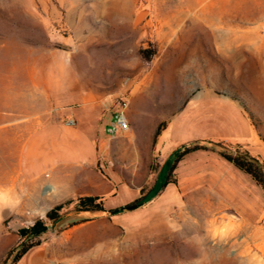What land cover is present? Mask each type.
<instances>
[{"label":"rangeland","instance_id":"rangeland-1","mask_svg":"<svg viewBox=\"0 0 264 264\" xmlns=\"http://www.w3.org/2000/svg\"><path fill=\"white\" fill-rule=\"evenodd\" d=\"M56 49L68 52L85 90L127 115L129 132L105 134L104 163L133 183L156 181L163 135L195 98L176 117V132L188 141L234 133V111L206 95L244 109L264 160V0H0V129L7 131L0 134V175L10 172L17 145L55 116L44 72ZM119 144L124 158L113 156ZM201 155L182 162L185 175L167 192L178 200L171 214L164 211L174 216L168 228L126 241L108 218L84 222L73 264H264V218L250 224L239 213L262 207V192L227 161ZM134 198L122 188L106 208ZM38 219L0 218V264H18L10 252L31 243L18 230ZM42 219L52 226L46 215Z\"/></svg>","mask_w":264,"mask_h":264},{"label":"crops","instance_id":"crops-1","mask_svg":"<svg viewBox=\"0 0 264 264\" xmlns=\"http://www.w3.org/2000/svg\"><path fill=\"white\" fill-rule=\"evenodd\" d=\"M48 62L44 72L45 89L52 101L55 116L17 145L11 159L10 172L0 175V195L4 198L0 206L6 212L12 208L5 221L23 220L26 217L42 219L58 205L73 207L80 198L92 197L98 198L112 214L98 216L88 222L108 218L122 232L126 241L142 240L160 233L163 226H170V216H174L170 215L172 212L169 209L178 200L168 198L167 192L177 181V175H185L180 174L181 164L194 153L199 156L203 153L215 154L247 176L248 173L226 160L221 153L239 156L247 161L253 160L261 167L264 175V160L258 154L263 147L244 109L227 97L206 95L234 111V116L229 119L234 133L188 141L181 132H176V117L199 97L195 98L178 111L163 135L165 153L162 156L165 157L155 174L156 181H152L154 177L151 176L146 183H133L123 175L119 167L106 168L104 163L108 153L105 134L109 132L117 115L113 102L98 98L81 86L67 51L56 49L49 55ZM4 132L7 131L0 129V134ZM121 133L118 131L117 134ZM194 145L206 148L182 156L186 149ZM0 147H3V141ZM236 150L240 151L239 154L234 153ZM115 155L118 158L125 157L121 144L113 146ZM4 156L7 160L6 154ZM249 177L262 192L264 199V184ZM122 188L128 189L135 197L134 200L126 206L107 209L106 203L116 197ZM151 191L155 192L154 198L145 204H135L138 198ZM165 209L170 212L169 215L164 213ZM239 213L250 224L258 223L264 218V202L262 207L252 206ZM83 224L68 226L52 235L31 248L18 264H73L78 258L75 254L80 252L83 245L80 234Z\"/></svg>","mask_w":264,"mask_h":264},{"label":"trees","instance_id":"trees-1","mask_svg":"<svg viewBox=\"0 0 264 264\" xmlns=\"http://www.w3.org/2000/svg\"><path fill=\"white\" fill-rule=\"evenodd\" d=\"M206 147L201 145H194L190 149H186L182 154H187L190 151H197L201 149H205ZM221 155L228 160L229 162L234 163L236 167L245 171L252 178H254L258 182H262L264 184V175L261 167H259L253 160H244L239 156H234L231 154L221 153ZM155 193V192H154ZM153 194V197L155 196ZM151 199L140 198L135 202L136 205L145 204ZM67 205H58L50 210L46 214V218L49 222H51L52 226L49 227L47 222L43 219H38L34 222L33 225L29 227H24L18 230V235L22 239H27L31 241V243L27 246H23L19 250L11 251L8 258L14 256V262L17 263L20 259L33 247L39 245L41 242L48 240L52 235L57 232L63 230L65 227L63 226H72L82 222H87L94 220L98 216H109L112 214V211H107L103 203L99 201L98 198L86 197L80 198L76 205V208L73 214L70 216L63 213ZM38 240L34 242V240Z\"/></svg>","mask_w":264,"mask_h":264},{"label":"built area","instance_id":"built-area-1","mask_svg":"<svg viewBox=\"0 0 264 264\" xmlns=\"http://www.w3.org/2000/svg\"><path fill=\"white\" fill-rule=\"evenodd\" d=\"M112 133H116L118 131H122L124 133L130 131V124L127 118V115L124 111L119 112L114 119L112 127L109 130Z\"/></svg>","mask_w":264,"mask_h":264},{"label":"water","instance_id":"water-1","mask_svg":"<svg viewBox=\"0 0 264 264\" xmlns=\"http://www.w3.org/2000/svg\"><path fill=\"white\" fill-rule=\"evenodd\" d=\"M63 43L64 42L61 41V40H55L54 41V44L56 46L61 47V48H68ZM11 209L12 208L10 207L9 210L6 212V211L3 210V207L0 206V217H1V219L7 220V218L9 217V214H10Z\"/></svg>","mask_w":264,"mask_h":264}]
</instances>
